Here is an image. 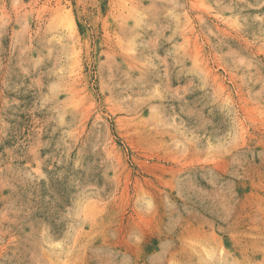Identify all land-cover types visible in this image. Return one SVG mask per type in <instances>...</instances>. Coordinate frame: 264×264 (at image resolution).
I'll return each mask as SVG.
<instances>
[{"label": "rangeland", "instance_id": "obj_1", "mask_svg": "<svg viewBox=\"0 0 264 264\" xmlns=\"http://www.w3.org/2000/svg\"><path fill=\"white\" fill-rule=\"evenodd\" d=\"M0 264H264V0H0Z\"/></svg>", "mask_w": 264, "mask_h": 264}]
</instances>
